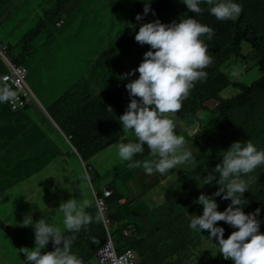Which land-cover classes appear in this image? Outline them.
Here are the masks:
<instances>
[{
    "label": "trees",
    "instance_id": "trees-1",
    "mask_svg": "<svg viewBox=\"0 0 264 264\" xmlns=\"http://www.w3.org/2000/svg\"><path fill=\"white\" fill-rule=\"evenodd\" d=\"M6 1L0 0V32L12 35L15 29L8 28L10 25L6 23L11 5ZM9 1L13 5V2L22 0ZM24 1L22 9L36 13L34 16L24 15L31 24L28 26L31 30L27 29L21 35L19 32L26 28L24 26L17 30L16 34L20 37L15 41H1L2 45L7 44L13 63L21 65L22 58L34 55L37 48H46L44 42H37L38 39L49 38L58 30L60 36L71 33L75 36L86 26H103L100 28L101 39L108 49L101 51L97 37L86 40L85 53H89L87 66H90L91 72L89 77L94 81L89 83L91 80L78 78L63 95L58 96L54 103L62 109L68 107L67 116L62 122L54 120L60 131L43 126L42 123L39 125L38 134L32 135L31 142L27 141L21 133L34 129L33 120L40 123L34 103L29 101L24 108L13 111L0 102V264H23L24 254L20 249L34 247V239L31 238L34 234L33 228L31 225L22 224L25 216L32 217L34 221L44 217L50 224L59 227L64 235H75L71 250L82 259L83 264H87L94 251L106 239L93 192L100 195L104 187L111 192L106 199L107 217L112 224L119 226V230H110L117 238L118 251L123 247L133 248L134 243H137L134 239L138 234L139 219L147 217V213L151 214V210L140 212L136 204L120 192V188L128 180L144 173L143 168L127 167V162L120 161L116 154L117 142L129 135L122 131L118 119L129 102L124 85L128 80L135 79L138 72H133L131 76L124 74L134 70L143 58V53L139 51L143 44L127 43L121 26H126L124 30L133 26L131 22L127 23L128 16L131 20L135 19L136 8H140L143 0H51L48 9L40 6L39 0ZM254 3L259 4L257 16L263 17L264 0ZM172 5L179 12L180 7H184V17L193 16L201 24L214 30L211 40L202 37L212 57V62L204 69L206 78L195 82L179 111L165 114L175 124L182 122L188 126L182 134L178 133L175 126L177 135L186 138L184 148L201 152L205 147L212 146L214 141L208 136L205 125L212 124L222 135L232 114L235 115L233 124L251 118L264 126V26L260 24V20L243 11V25L242 15L235 22L217 20L209 14L207 5L204 4L201 5L203 10L199 14L191 13L186 5L178 4L176 0ZM57 23L60 25L57 26ZM142 23L144 21L140 20L139 25ZM64 26L66 28L62 29ZM86 70L82 67L80 71ZM248 78L252 79L246 81ZM245 104H248L247 108ZM30 123L31 129L26 127ZM244 124L249 127V124ZM192 127L193 134L189 136L187 129ZM66 138H69L68 141L76 153L67 144ZM262 142L263 140L257 139L252 143L263 149ZM4 147L6 149H2ZM102 153H108L117 161L105 171L99 169L102 163L96 159ZM193 157L195 159L196 156ZM68 158L76 161L79 173L75 168L69 170ZM151 158L147 154L143 159ZM193 160L185 165H190ZM55 164L60 168L58 174L53 169ZM85 176L90 179L85 181ZM139 177L142 182L143 177ZM247 181L249 189L243 193L247 204L242 210L248 213L256 208L261 209L257 219L260 220L259 231L264 233V173L257 177L251 176ZM152 185L157 186V182ZM146 192L153 193L155 190L150 192L147 188ZM194 193L187 188L179 195L181 210L176 214L175 220L167 219V222L177 220V233L187 231L188 236H182L181 240L187 239L189 242L180 248L187 252L188 259L197 247V244L192 246V243H200L201 234L208 239L207 230H193L188 226L191 215H199L202 211V206L195 202ZM168 196L167 194L166 197ZM69 197L77 199L81 204L88 201L85 210L92 217L76 233L64 229L63 217L58 210L59 203ZM121 200L123 203L120 204ZM43 202L47 209L41 211L40 205ZM216 203L217 210L222 211L230 200ZM215 223L230 228L223 221ZM124 230L132 232L128 242L122 235ZM196 235L198 236L195 237ZM52 248L49 241L43 251H51ZM231 263V260L224 259L222 255L221 262L215 260V264Z\"/></svg>",
    "mask_w": 264,
    "mask_h": 264
},
{
    "label": "clouds",
    "instance_id": "clouds-1",
    "mask_svg": "<svg viewBox=\"0 0 264 264\" xmlns=\"http://www.w3.org/2000/svg\"><path fill=\"white\" fill-rule=\"evenodd\" d=\"M150 2L151 0H143L145 15L150 11ZM180 2L186 5L191 13L196 14L202 12V4L207 5V11L217 20H236L242 11V5L237 0ZM135 19L139 25L142 15L137 14ZM213 35L214 30L210 26L201 24L193 16L181 17L179 22L165 24L160 16L155 15L154 21L140 24L134 39L149 47L140 50L143 58L137 67L124 74L131 76L133 72H138L135 79L128 80L124 85L129 102L123 114L118 117L122 131L129 135L117 142L116 154L120 161L127 162V167H142L148 174L154 171L163 174L178 164L194 159L192 152L184 148L186 138L177 135V131L181 133L178 125L176 131L173 119L165 114L179 111L195 82L206 78L204 69L212 62V57L202 37L211 40ZM5 46L6 56L9 57L7 44ZM10 60L13 63L11 58ZM0 61L4 64L1 57ZM1 85L0 102H4L11 99L15 93L2 83ZM56 129L60 131L59 128ZM66 139L72 148L69 138ZM145 148L152 158L134 159L137 154L144 153ZM260 165H264V149L257 148L251 141H235L226 150H222L220 162L206 175L203 183L212 184L211 188L214 183L218 187L215 192H201L196 197L195 202L202 206V211L199 215H191L189 221V228L207 230V236L212 242L215 241L213 243L218 252L224 259L231 260L232 264H264V233L259 231L260 220L257 219L261 209L256 208L248 213L242 210L247 204L243 193L249 189L245 177ZM83 179L87 181L90 177L85 176ZM216 196L222 200H230L222 211L217 210L214 199ZM87 205L88 201L81 204L71 197L59 203L58 210L62 214L65 230L76 233L92 220L85 210ZM217 221H223L235 230L224 238V228L216 224ZM22 224L31 225L34 233V247L20 249L24 254L23 264H83L82 259L71 250L75 235H64L59 227L50 224L44 217L33 221L30 216H25ZM113 225L115 224L107 231L116 251L131 248L123 247L120 251L117 250V238L112 233L115 231ZM104 231L105 242L107 233L105 229ZM49 241L53 245L52 250L43 251ZM220 254L216 255V260L221 262Z\"/></svg>",
    "mask_w": 264,
    "mask_h": 264
},
{
    "label": "rangeland",
    "instance_id": "rangeland-1",
    "mask_svg": "<svg viewBox=\"0 0 264 264\" xmlns=\"http://www.w3.org/2000/svg\"><path fill=\"white\" fill-rule=\"evenodd\" d=\"M37 0H33L36 2ZM262 0H237L242 5L241 11V22L244 25L245 16L242 14L243 11L248 12L254 18H258L260 20V24L264 26V16L260 17L258 12L259 4L254 2H260ZM9 2L8 16H7V26L11 28V26H19L18 29H23L21 35L25 33V31L30 26L25 19L24 15L34 16L36 13L30 12L22 9L24 7V0L13 2L7 0ZM39 5L43 8H49L51 5V0H39ZM175 2V1H174ZM178 4H182L180 0H177ZM33 4V3H32ZM34 7V6H32ZM143 7L144 4L140 6L139 11L135 13L143 15ZM155 5H150V11H154L155 15L160 16L163 23L167 24L172 21H178L181 17H184L185 14L181 16L179 14L177 8H174L171 2L166 4V7L156 10ZM260 8V7H259ZM264 10V9H263ZM23 11V12H22ZM239 15V17H240ZM238 17V18H239ZM233 20L234 22L238 20ZM136 19L131 20L130 22L134 26H130L124 30V36L126 38V42L132 44L135 41L134 35L135 32L138 31L140 25H137ZM137 26V27H136ZM66 28L64 26L62 29ZM29 29L28 31H30ZM17 33V32H16ZM1 34L0 32V45L2 39H7L9 42L15 41L18 37L17 34ZM85 39L84 36H82ZM86 40V39H85ZM38 43L44 42L46 44V48H37L34 55H28L23 59V63L21 64L25 67L27 74L25 76V83L29 91L31 92L33 99L27 100V103L30 101L34 103V106L37 108L38 120L40 123L36 121H32V124L35 125L32 131L25 130L21 135H24L26 139H30L38 134L39 125L43 123V126L49 128H59L54 120L57 122H62V120L67 116L68 107L62 109L58 104L54 102L58 99V96L63 95L68 87L78 78H83L85 80H91L89 83H92L94 79H91L89 75L91 72L90 66H87L89 61V55L84 54V51L87 46V42L83 44H79L77 38L75 36L71 37L68 41L66 37L59 35V30L54 32L51 37L43 39V37L39 38ZM147 44H143L141 46L144 47ZM140 48V49H141ZM139 49V51H140ZM12 59V58H11ZM249 63V62H248ZM82 67L86 68V71H80ZM9 71L8 66L4 63L3 68L1 69L0 75L3 73H7ZM252 78H248L246 81H250ZM83 83V81H82ZM81 85V83H80ZM233 94V91H231ZM230 92V93H231ZM246 108L248 104H245ZM3 107V106H1ZM235 115L232 114V117L229 118L224 126L222 135L219 133V130L211 125H205L208 136L212 139L213 145L209 147H205V149L201 152L191 150L195 159L190 163V165L178 164L172 169H169L165 173L161 174L159 172H153L151 174L143 171V174L139 176L143 177V181L141 182L140 177L137 175L134 178L127 181L126 185L120 188V192L125 196V198H129L134 204H136L138 210L142 213L143 210H151L153 207H163L162 215H165L166 221H164L163 225H154V227H162V232H158L157 236L149 241L150 245H162L164 241L167 239V243L165 246H170L172 244H176V246L180 247L189 242V240L184 239L182 236H188L187 231L182 233H177V220L167 222V219L175 220L176 214L181 210V201H179V195L183 194L187 188H190L192 192H195L194 195L198 197V195L203 192L205 194H210L216 191L218 185L213 183L212 188L209 184H204V180L206 179V175H208L214 166L220 162L221 151L226 150L231 143L235 141H251L255 140H263L261 146L264 149V126L256 120H244L241 122H237L233 124ZM241 118V117H240ZM264 119V117H263ZM249 124V127L244 124ZM180 130L181 133L186 132V128L182 122L176 123V128ZM31 129V123L26 126ZM193 128L187 129V133L189 136L193 134ZM54 130V129H53ZM254 145H256L254 143ZM257 146V145H256ZM69 153V151H68ZM147 154H149L148 149L145 148L144 153L139 154L137 159L142 160ZM70 155V153H69ZM96 158L99 162L102 163L100 170L105 171L108 170L112 163L113 165L117 163L113 156L108 153H102L97 155ZM69 165L68 168L76 170L79 173V167L74 159L68 158ZM55 173H60V168L57 164L53 166ZM264 173V165L260 167L257 166L251 173L246 175V179H250L251 176L257 177L259 174ZM251 175V176H250ZM189 178V179H187ZM145 185H142V183ZM157 182V186H153L152 183ZM180 186V187H179ZM172 187V188H170ZM149 188L150 192L147 193L146 190ZM175 190L174 192H172ZM167 194L169 195L168 197ZM195 197V200H196ZM216 202H228L229 200H222L219 196L214 197ZM119 203H123V200L119 201ZM201 206V205H199ZM47 209V205L45 202L40 205V210L43 211ZM107 212V211H106ZM107 215V214H106ZM33 220V218L31 217ZM34 221V220H33ZM181 220H179V223ZM112 225V224H111ZM114 230H119V226L113 225ZM224 228L223 236H228L231 231H234L233 228ZM128 233L127 242L131 239L132 232L129 230H125ZM124 232V231H123ZM122 232V235H123ZM186 232V234H185ZM124 236V235H123ZM172 236L171 242L168 243V238ZM196 235L195 237H197ZM194 237V238H195ZM34 239V234L31 236ZM215 242V241H213ZM209 237L206 240L203 234L200 235V243L193 242V245L197 244V247L194 249V254L189 257L188 264H215L216 255L220 254L218 252L217 246L213 243ZM147 245H149L147 243ZM145 245V246H147ZM144 246V247H145ZM187 252H182V256H187ZM221 258V255L219 256ZM92 259V258H91ZM97 264L96 259H93L87 264ZM186 264V263H185ZM232 264V263H231Z\"/></svg>",
    "mask_w": 264,
    "mask_h": 264
},
{
    "label": "crops",
    "instance_id": "crops-1",
    "mask_svg": "<svg viewBox=\"0 0 264 264\" xmlns=\"http://www.w3.org/2000/svg\"><path fill=\"white\" fill-rule=\"evenodd\" d=\"M174 1L175 0H151L150 5L157 6L156 10H159V9L166 7L167 3L169 2L174 3ZM136 9L137 11L135 13L139 11V8H136ZM183 9L184 7H180V12L178 11L179 14H183ZM154 19H155L154 11H149L146 15L145 14L142 15V20L145 23L154 21ZM130 20L131 18L128 16L127 23H129ZM176 22H179V20ZM125 27L126 26H121L123 31ZM18 28L19 26H11L10 29H15V33H16ZM100 28H103V26H86V28H84V30H82L81 33L76 34L75 37L77 38V41L79 42V44H83L87 42L86 40H88L89 38L97 37L98 39L96 40L100 41L99 47L101 48V51L102 52L106 51L108 49L107 48L108 46L105 45L103 43V40L101 39L102 32ZM128 28H130V26H128ZM73 36H74L73 33H71L68 36L63 35V37L67 38V41ZM82 36H84L86 40L83 39ZM84 54H86L85 51H84ZM86 55H89V53ZM2 68H3V63L0 61V71ZM72 84L69 87H71ZM31 140H32L31 138L27 139V141H30V142ZM2 149H6V147ZM208 187L211 188V186H208ZM162 209L163 207L161 206L153 207L151 209V214L147 213L145 215L147 217L140 218L139 222L137 223V230H138L137 233L138 234L135 235V239H134V240H137V243H134L133 248L138 258V264H185V263L188 264V258L187 256H182V252L184 251L180 247L176 246V244L165 246L167 243V239L166 241L163 242L162 245L156 246V245H150L149 243L150 240H152L154 237L158 235L157 234L158 232H162L161 227L153 226V223L156 226L157 225L161 226L164 224V221H166L165 215L164 216L162 215ZM171 240H172V236L168 238V243L171 242ZM147 243L149 245H147ZM92 259H93V255H92ZM189 264H191V262Z\"/></svg>",
    "mask_w": 264,
    "mask_h": 264
},
{
    "label": "built area",
    "instance_id": "built-area-1",
    "mask_svg": "<svg viewBox=\"0 0 264 264\" xmlns=\"http://www.w3.org/2000/svg\"><path fill=\"white\" fill-rule=\"evenodd\" d=\"M59 25V24H57ZM7 47L0 46V57L8 66L9 71L0 77L3 86L9 87L15 95L4 101L6 105L13 111L24 108L27 100H32L33 96L25 83V76L27 71L22 65H16L11 62L10 58L6 56ZM111 192L107 188L101 190V195L93 192L95 205L100 215L102 224L107 233V240L97 249L94 254L97 264H137V255L133 248H127L121 252H117L114 247V242L107 229L112 226L111 221L107 217L106 199L109 198ZM124 237H128L127 231L123 232Z\"/></svg>",
    "mask_w": 264,
    "mask_h": 264
}]
</instances>
